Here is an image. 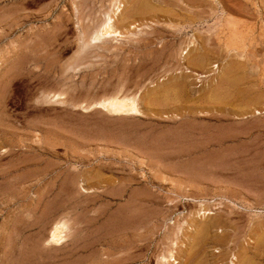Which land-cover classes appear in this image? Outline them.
<instances>
[{"label":"rangeland","instance_id":"374dc122","mask_svg":"<svg viewBox=\"0 0 264 264\" xmlns=\"http://www.w3.org/2000/svg\"><path fill=\"white\" fill-rule=\"evenodd\" d=\"M115 94L144 116L94 105ZM171 250L264 264V0H0V264Z\"/></svg>","mask_w":264,"mask_h":264},{"label":"bare ground","instance_id":"6f19581e","mask_svg":"<svg viewBox=\"0 0 264 264\" xmlns=\"http://www.w3.org/2000/svg\"><path fill=\"white\" fill-rule=\"evenodd\" d=\"M119 7H118L117 10H119ZM112 19H113L112 17L108 18L109 26L105 25L106 28L101 30V32H100L101 35L104 36V35H109V34H112V33L115 34V32L117 30L114 29L113 26H111L112 25V23H111ZM234 28H233V30H234ZM236 30H237V28H236ZM241 30H243V29H241ZM237 34H235V35H237ZM196 54L193 55V56H189L187 58H184V59L186 61L188 60V64L191 65V66H201L202 67L204 64H206L208 58L204 54H201V53L197 54V55ZM187 71H189V70H187ZM185 86H187V85H185ZM181 87L184 88V86H181ZM182 88H181V90H182ZM94 105H96L98 108L102 109V112L105 111L106 113L114 116V118L117 117V118H120V119H130V118L131 119H133V118L135 119V118H141L145 114L144 111L142 110L141 106H140L139 98H138L137 95H133V96H130V95H119V94H115L114 96L110 95V97H107V98L101 100L100 102L95 103ZM258 113H259L258 110L254 111L252 113H247V116L245 115L244 118L250 117L253 114H258ZM81 186H82L81 187L82 188L81 192L82 191L84 193L92 192V190L87 188L85 186V184H82ZM206 212L207 211H204L202 213V215L204 217H205ZM210 213H211V211H210ZM203 229L206 232L209 231V228L207 227V225L205 227H203ZM68 230H69V227H68L67 220H64V219L62 220L61 219L60 221L55 222V225L52 227V229H50V237L46 241L47 242L46 244L50 245L48 247H51V244L59 246L62 243H65V241L67 240V236H68ZM220 241H221V238L218 239V242H220ZM51 248L54 249L53 247H51ZM245 251L246 250L244 249V252ZM243 255L244 254H242V256ZM246 259L247 260H245V264H254L252 259H249L248 257ZM160 260H161L160 264H172V261L176 260V258L174 257V254H173V250L169 251L168 253H165ZM232 263L235 264L233 260H232Z\"/></svg>","mask_w":264,"mask_h":264}]
</instances>
